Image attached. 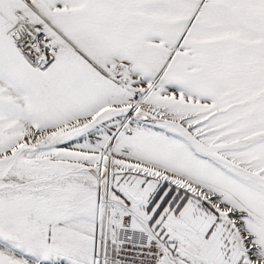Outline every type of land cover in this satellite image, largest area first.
<instances>
[{
    "label": "snow or ice",
    "instance_id": "6c2138e0",
    "mask_svg": "<svg viewBox=\"0 0 264 264\" xmlns=\"http://www.w3.org/2000/svg\"><path fill=\"white\" fill-rule=\"evenodd\" d=\"M0 264H264V0H0Z\"/></svg>",
    "mask_w": 264,
    "mask_h": 264
}]
</instances>
